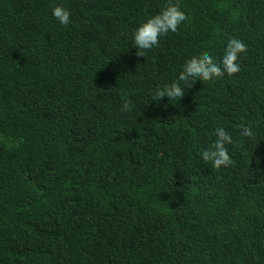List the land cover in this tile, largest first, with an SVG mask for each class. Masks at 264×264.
<instances>
[{"label": "trees", "instance_id": "1", "mask_svg": "<svg viewBox=\"0 0 264 264\" xmlns=\"http://www.w3.org/2000/svg\"><path fill=\"white\" fill-rule=\"evenodd\" d=\"M166 2L0 0V264H264V0H172L187 19L138 57ZM230 38L239 73L153 99Z\"/></svg>", "mask_w": 264, "mask_h": 264}, {"label": "clouds", "instance_id": "2", "mask_svg": "<svg viewBox=\"0 0 264 264\" xmlns=\"http://www.w3.org/2000/svg\"><path fill=\"white\" fill-rule=\"evenodd\" d=\"M52 15L62 25L66 26L70 22V13L63 7H54ZM186 19V15L180 10L178 4L172 3V0H167L158 14L151 16L135 29L132 36L133 43L136 49L141 50L136 51V55L143 57L144 50L158 46L160 37L167 36L169 32H177L178 27ZM246 51L247 46L242 40L230 38L219 61L206 51L199 56H193L184 62L176 81L155 90L153 99L157 102L161 98H167L168 101L180 100L185 95V89L191 88L197 81L208 82L215 78H221L225 74L233 76L239 73L241 69L237 60ZM131 108L132 101L124 97L121 107L122 112H128ZM237 127L242 137L250 138L254 134L252 128L243 123ZM213 135L215 141L200 152L202 160L205 163H210L215 169L230 166L233 161L226 145L233 144L231 134L225 128L217 127ZM257 162L259 163V160Z\"/></svg>", "mask_w": 264, "mask_h": 264}]
</instances>
